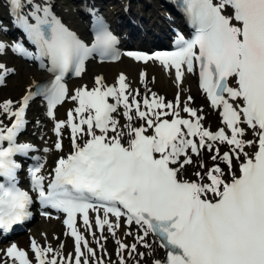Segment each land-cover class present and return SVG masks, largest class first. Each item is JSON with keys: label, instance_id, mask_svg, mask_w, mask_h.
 <instances>
[{"label": "snow or ice", "instance_id": "snow-or-ice-1", "mask_svg": "<svg viewBox=\"0 0 264 264\" xmlns=\"http://www.w3.org/2000/svg\"><path fill=\"white\" fill-rule=\"evenodd\" d=\"M8 3L14 9L23 6L22 0ZM180 6L195 28L192 39L178 33L174 51L124 55L145 64L158 62L165 71L174 69L177 88L186 73L198 71L199 88L225 126L215 132L204 126L202 110L191 106V96L182 100L177 92L174 101H166L147 87L143 71V96L120 74L113 85L97 76L94 87L82 86L69 97L67 73L81 76L93 54L102 60L120 59L115 38L97 19L89 47L48 7L36 9L43 15H34V24L17 17L18 26L37 45V58H48L55 78L34 85L36 91L24 95L19 107L11 100L0 102V117L11 121L8 126L0 119V145L7 143L0 146V235L32 215L33 198L17 187L20 164L13 159L32 151L31 145L16 142L29 102L37 96L47 102L55 151H63L65 130L71 142V151L56 161L47 184L38 157L29 169L41 208L63 213L65 236L73 240L72 251L65 254L63 243L54 250L31 239L35 264H105L86 238L91 235L107 256L101 242L108 238L105 233L117 245L116 264H127L133 255L140 264L152 254L150 237L165 250V257L151 264H264V0H184ZM226 8L231 12L226 14ZM5 47L0 43V53ZM13 51L30 57L20 45ZM11 71L0 64V84ZM66 99L77 106L68 110L66 119L57 120L55 109ZM249 131L252 139L247 138ZM220 145L228 150L221 153ZM205 152L211 166L203 159ZM189 167L195 168V180L183 179ZM122 223L138 230L130 246L118 238ZM138 245L148 252H139ZM9 262L33 264V259L12 243L3 252V264Z\"/></svg>", "mask_w": 264, "mask_h": 264}, {"label": "bare ground", "instance_id": "bare-ground-1", "mask_svg": "<svg viewBox=\"0 0 264 264\" xmlns=\"http://www.w3.org/2000/svg\"><path fill=\"white\" fill-rule=\"evenodd\" d=\"M90 1H95V2L99 1L97 2L98 5L100 4L103 5L107 3L110 7L113 6V10L112 11L109 10V12L103 7L102 12H104L106 15H109L111 17L113 16L112 17L113 19L118 18L117 22L115 21L114 23V25L117 28L126 27L124 31L128 29L129 22L123 17L124 15L121 11L122 9L117 10L116 8L117 6L116 4L119 3L120 0H87V2H90ZM133 2L135 4H134V7L131 8L133 9L132 16L135 18V20H139L143 22L144 31L142 33L139 32L138 34L133 29L131 30L128 29V32L127 31L124 32V36L120 37V39H123L124 41L123 43L129 42L131 44H137V43L141 44L143 39H148V41H152L151 42L152 44L157 43L160 41L157 39V37L159 38L160 36L159 35L160 32L162 33L163 36H170L169 29L167 27L168 21H166V18L162 17V14L164 16H169L171 20L174 19L175 15L172 12V10L166 5L165 0H153L152 3H147L144 0H133ZM58 11L61 15L67 17V14L64 10H62L61 8H58ZM80 17L82 20H85L86 19L85 13H80ZM0 19H2L3 20L2 23L5 24L4 16L1 13H0ZM6 26L7 24L4 25L3 27H6ZM134 34H137V35L134 36ZM141 37L143 39H141ZM151 43L146 44V45H151ZM8 48H9L8 50H10L11 45H8ZM8 54L11 55L10 52H8ZM0 64H3L6 69H11L15 77L14 79L15 81H13L10 87L7 89V91H5L6 94L9 96L4 99L0 97V102L11 100L14 102L15 106H17L19 102L21 101L23 95L26 92L32 90L33 83L44 80L46 77L45 73H32L30 70L25 69L24 67H22L21 64L19 65L16 61H13V59L11 58H7V57L2 58L1 53H0ZM88 67L93 70L92 79L89 80L88 78H86V76L82 75L81 79L72 87V89L79 85H87L91 88L94 87V81L97 76L103 77L104 82L106 84H111V83L114 84L115 80L119 77V75L124 74L127 77L128 83L133 89H137L140 92H143L145 91V87L144 85L140 83V73L143 71L146 73L147 87L151 88V91L157 93V95L165 97L164 91L167 90L172 96L173 101L175 100V96L177 92H180L182 100H185L187 96H191L192 97L191 105L198 110H202L201 113L204 114L205 119L203 121V124L205 127L213 130V128L216 125L222 124L218 109L214 110L206 104L202 105L201 103L202 93L195 87V79L192 76L185 74L184 80L180 88H177V85L175 83V72L172 70L165 71V69L158 62L154 63L152 61H149L147 64H145V63H138L134 60H130L126 57H123L119 62L115 64H97L94 62H90L87 64V68ZM85 73H86V70H85ZM7 76L8 75L4 77L3 83L6 82ZM71 105L72 104L69 101L64 102L62 106L59 107L56 111V114H55L56 119L63 120V115L66 109L69 108ZM30 106H31L30 111H32V115H36L38 119L41 118V116H43L40 114L41 108L37 105V100H34L32 103H30ZM118 118L121 119L123 122L122 117H118ZM0 119L4 121L5 125H7V119L5 117H0ZM41 120L43 122H46L47 124H50L49 132L43 130L39 134L41 136V142L39 144L36 143L37 141L30 136L29 132H32L33 129L25 133L24 139L32 142V144H38V147H39L38 152L41 155L40 162L44 164V168L42 170V173L44 174L49 161L52 159L56 151L53 150L52 145H50L49 143L51 139L55 140V136H53L51 133V127H52L53 122L52 120L50 121L46 119L45 116H43ZM134 123L136 125H139L141 122L139 120H136L134 121ZM247 138L248 139L252 138L251 131L247 133ZM62 143H63V151H64V148H65L64 137H63ZM44 148H48L50 149V151L45 153L43 151ZM246 150L252 151V149H246ZM62 152H59V153L62 154ZM206 163L209 166L213 164V162L209 160L206 161ZM222 165L223 164H221L220 166L222 167ZM192 170H194V168H192ZM235 172H236V168H235ZM192 173L185 172L183 179L195 180L196 177ZM226 179H227V176H226ZM209 198H212L211 194H209ZM38 219H39L38 223H36L35 226L29 227L31 228L29 234H25L23 236L15 238L13 239V241L20 240L23 243V244H20L21 248L24 249V247H26L28 237L32 236L42 247L51 246L55 250V249H58L60 245L63 243V245L64 246L66 245L68 248L66 253L64 252V248H63V252L65 254L72 251L73 240L71 237L65 236L66 229L63 230L64 237H62L63 232H59L58 227L54 223L53 220L46 219V218H43V219L38 218ZM126 230L127 229L124 226H121V229L117 233L118 238H120L121 240H124L125 242L126 240H128L127 238L128 236L124 235V232ZM81 231H84L82 227H81ZM133 236L135 237L136 235H133ZM86 238L90 241V244L92 246L93 245L92 236L86 234ZM148 240H149V243L153 245V251L151 255H145L144 259L140 261V264H151V261L153 259L162 257V250L155 243H153V239L150 237L148 238ZM7 247H8L7 244H4V245L0 244V264H3V252L7 249ZM138 247H139L138 248L139 252H144V253L148 252L147 249H144L141 246H138ZM96 251H97V255L101 253L100 250H96ZM104 260L106 259L104 258Z\"/></svg>", "mask_w": 264, "mask_h": 264}, {"label": "rangeland", "instance_id": "rangeland-1", "mask_svg": "<svg viewBox=\"0 0 264 264\" xmlns=\"http://www.w3.org/2000/svg\"><path fill=\"white\" fill-rule=\"evenodd\" d=\"M54 2V4L58 7V8H61L62 10H64L67 14V18L69 20V22L74 25V26H81L82 25V21L79 19V18H76V13H74L73 9H72V3H71V0H52ZM124 1L125 0H121L119 1V3H117L116 5V8L117 10H121L122 9V6L124 4ZM75 7V6H74ZM113 8V6H111ZM122 11V10H121ZM0 13L3 14L4 12H2L0 10ZM0 22H3L1 19H0ZM141 23V26L142 28L144 29V24L143 22H140ZM1 35H0V39H1ZM8 50H4L3 53H1V57L2 58H11L13 59V61H16L19 65L21 64L22 67H24L25 69H28L30 70L32 73H38L36 71H34L32 69V66L28 63H23V62H18V60H14L13 56L12 55H9L8 54ZM15 63V62H14ZM14 68V67H13ZM12 68V69H13ZM15 71V70H14ZM92 74H93V70L88 68V71L86 72V78L88 79H91L92 78ZM15 77H14V73L13 71H11V73L8 74V76L6 77V82L3 83L1 86H0V97L2 99L8 97L9 95L6 94L5 91H7V89L10 87L11 83L14 80ZM164 95H165V99L166 101H172V96L170 95V93L165 90L164 91ZM37 105L39 106V102H37ZM43 111V110H42ZM42 111H40V114L42 115ZM29 116L30 117H34L33 120H31L30 122V125L28 127V132L29 130L33 129L32 132H29L30 133V136L35 139L37 142L36 143H40L41 142V136L39 135L41 133V131H48L49 132V129H50V124H47L46 122H43L41 119H42V116L41 118L38 119V117H36V115H32V111H30L29 109ZM65 136V134H64ZM66 139V138H65ZM53 142V139H51L50 143ZM58 155V153H55L53 155V158H55L56 156ZM209 153L205 152V162L206 161H211V159H209ZM213 162V161H211ZM223 168H225L224 165H222ZM192 168L194 167H189L187 172L186 173H192L194 170H192ZM226 169V168H225ZM54 223L57 225L58 227V230L59 232H62V228L61 226L59 225V223L55 220H53ZM36 223H38V220H34V222L31 224V227L35 226ZM31 230V228H30ZM134 230V231H133ZM132 231L134 232V234H138V230L137 228L133 229ZM126 232V231H125ZM105 235L108 236L107 240L105 241V251L107 252V256H104V258L107 260V264H116V261L118 260L117 259V255H116V251H117V245L115 243V240L111 237V235L105 233ZM62 237H64V233H62ZM129 242H128V245L130 246L131 244H133L135 242V238L133 236H129L127 237ZM139 246V245H138ZM139 248V247H138ZM68 250L67 246L65 245L64 246V252H66ZM139 257L138 256H135L133 255L132 257H128L127 258V264H136V260H138Z\"/></svg>", "mask_w": 264, "mask_h": 264}]
</instances>
